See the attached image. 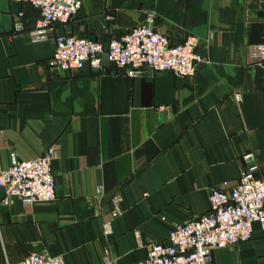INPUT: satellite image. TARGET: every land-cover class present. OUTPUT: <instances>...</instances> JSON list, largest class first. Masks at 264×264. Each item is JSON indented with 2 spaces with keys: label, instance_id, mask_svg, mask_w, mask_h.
Here are the masks:
<instances>
[{
  "label": "crops",
  "instance_id": "0c3cea01",
  "mask_svg": "<svg viewBox=\"0 0 264 264\" xmlns=\"http://www.w3.org/2000/svg\"><path fill=\"white\" fill-rule=\"evenodd\" d=\"M82 2L72 23L33 41L39 11L0 0V171L12 155L30 160L62 145L52 163L55 203L6 206L0 188V264L42 252L65 264H102L107 255L139 264L149 245L210 210L212 188L238 183L244 155L264 174V0ZM152 13L171 43L201 39L206 64L194 77L51 66L56 35L107 46ZM118 199L122 215L114 217ZM254 228L251 241L215 251L214 263L264 264V231Z\"/></svg>",
  "mask_w": 264,
  "mask_h": 264
},
{
  "label": "built area",
  "instance_id": "2783aa9c",
  "mask_svg": "<svg viewBox=\"0 0 264 264\" xmlns=\"http://www.w3.org/2000/svg\"><path fill=\"white\" fill-rule=\"evenodd\" d=\"M31 5L40 13L37 29L30 33L33 41H45L56 25H69L83 8L82 0H12ZM157 16L148 15L146 21L130 29L124 36L114 38L106 46L99 41L70 34L56 35L53 69L76 72L89 65L101 72L106 65L126 71L131 78H139L147 71L171 73L178 79L192 78L198 68L206 64L198 49L201 39L187 36L180 44H173L168 37L155 30ZM15 33L24 30L22 22L14 26ZM236 100L241 102L242 96ZM62 150L53 144L37 158L19 160L12 155L10 167L0 171V188L6 199L3 204L13 205L16 200L34 206L53 204L57 200L56 179L52 163ZM247 165L234 186L223 183L222 188L210 190V210L196 218L173 227L166 243L149 245L148 257L139 264H215L214 252L251 241L256 233L254 225L264 231V174L249 153L242 157ZM104 187L97 190L102 198ZM115 203L114 217L122 215ZM111 224L104 227V235L112 234ZM19 264H65L62 257L47 252L35 253ZM102 264H115L111 255Z\"/></svg>",
  "mask_w": 264,
  "mask_h": 264
}]
</instances>
